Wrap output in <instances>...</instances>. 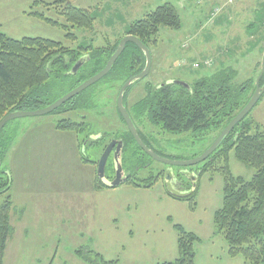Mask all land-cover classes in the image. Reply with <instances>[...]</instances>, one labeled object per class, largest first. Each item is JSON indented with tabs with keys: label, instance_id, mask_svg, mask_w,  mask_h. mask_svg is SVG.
<instances>
[{
	"label": "rangeland",
	"instance_id": "1",
	"mask_svg": "<svg viewBox=\"0 0 264 264\" xmlns=\"http://www.w3.org/2000/svg\"><path fill=\"white\" fill-rule=\"evenodd\" d=\"M44 1L0 0V30L15 39L42 37L59 40L68 47L96 48L124 37L131 22L157 6L169 3L176 8L180 27L159 28L157 44L150 50L149 74L130 85L124 101L132 115L131 104L155 84L177 80L189 83L223 64L235 70L237 82L253 79L255 83L258 76L260 45L264 43L257 37L264 32V0H71L93 14L91 30L71 27L52 4L46 3L53 0ZM35 13L58 24H50ZM69 32L76 38L69 39ZM108 83L101 78L86 88L90 107H78L76 116L50 112L16 117L5 125L3 135L9 143L3 165L11 178L13 232L3 264H89L75 255L79 248L93 249L107 260L118 259L117 264L172 261L178 256L173 224L200 239L194 246L195 264H246L241 256H229L226 241L215 233L213 213L222 204L224 180L217 170L199 174L203 162L167 165L138 154V178L165 172L156 184L146 188L127 183L94 188L96 177L90 161L98 158L111 138L127 129L117 110L114 88L110 89ZM68 86L69 82L51 84L46 98H58ZM64 117L86 121L85 131L73 134L56 130L55 123ZM247 118L264 126V92ZM141 130L155 153L184 161L201 155L215 136L165 133L158 125ZM102 134L98 145L89 143ZM133 156L125 154L123 169L133 170ZM228 157L233 175L251 177L252 167L237 160L233 151ZM105 172L113 177L110 165ZM194 188L193 209L187 201L170 195L187 194Z\"/></svg>",
	"mask_w": 264,
	"mask_h": 264
},
{
	"label": "trees",
	"instance_id": "2",
	"mask_svg": "<svg viewBox=\"0 0 264 264\" xmlns=\"http://www.w3.org/2000/svg\"><path fill=\"white\" fill-rule=\"evenodd\" d=\"M46 3L52 4L56 12L62 15L71 27L92 29L94 16L90 10L73 5L71 0H53ZM35 14L50 24H58L43 15ZM180 24L181 18L176 8L169 3H163L131 22L125 35L132 34L151 50V47L157 44L160 27L174 29L179 28ZM66 35L69 39L76 38L75 34L70 32ZM257 38L260 43H264V32ZM120 39L121 37L103 47L95 48L92 45L68 47L59 40L49 38L26 36L15 39L0 30V121L5 114L15 110H37L48 106L86 78L102 70ZM263 45H260L261 50ZM82 56H86L87 60L76 73H72V65ZM144 64L143 51L134 43L128 42L112 69L102 78L107 79L110 89L114 88L111 90L115 93V99L121 85L129 77L140 73ZM236 76L235 70L223 64L209 75L201 76L189 83L185 82L186 85L165 81L148 87L146 93L131 104L134 115L130 113V116L136 125L138 135L147 147L149 146L145 136H142L141 129L151 125H158L163 132L172 134L192 133L198 136L215 134L214 140L224 126L247 104L255 90L253 79L237 82ZM62 82H69L68 89L58 98H46L51 84ZM262 82L263 79L260 80V85ZM129 88L130 86L123 97L124 104ZM84 91L86 89L52 112H70L87 105L90 107V98ZM82 94L84 95L81 96ZM247 116L236 124L198 169L199 174L207 170H217L224 180L222 204L213 213V225L215 233L220 234L226 241L228 255L241 256L246 264H264V126L258 125ZM121 119L123 121L122 116ZM4 127L0 131V195L3 196L0 203V264L4 262L6 244L13 232L11 178L3 165L9 143L3 135ZM86 127V121L70 117L61 118L54 125L56 130L77 134L85 131ZM116 139L123 141L122 165H125L124 162L127 163L124 159L125 154L129 157L134 155L132 158L134 168L133 170L124 168L130 176L123 183L146 188L153 186L163 177L165 172L161 171L142 180L138 178L135 174L137 173L135 169L140 168L138 154H147L138 146L128 129ZM100 141L97 139L93 143L97 144ZM230 151H233L237 160L254 169L249 179L232 174L228 165ZM88 161L84 160L86 163ZM93 185L96 190L108 187L98 178L93 181ZM196 194V188L187 194L170 193L176 200L187 201L192 209L196 205ZM173 227L177 233L178 256L172 261H161L156 264H195L194 246L200 239L179 224H173ZM74 253L89 264H117L118 261L107 260L93 249L79 248Z\"/></svg>",
	"mask_w": 264,
	"mask_h": 264
},
{
	"label": "water",
	"instance_id": "3",
	"mask_svg": "<svg viewBox=\"0 0 264 264\" xmlns=\"http://www.w3.org/2000/svg\"><path fill=\"white\" fill-rule=\"evenodd\" d=\"M128 42L134 43L139 49L143 51V54H145V64H144V68L141 70L140 73L129 77V79L126 82H124L119 88L118 90L119 92L116 98L117 110L118 113L121 114L129 133L131 134V136L134 137L136 143L142 149V151L145 152L152 159L161 161L167 165L172 164L177 166H191L205 161L208 158V156L211 155L214 152V150H216L220 146L221 142L225 139V137L228 134H230L229 132L234 129L236 124L239 123L245 116H247V114L252 110L254 105L260 99L261 94L264 92V83L261 85L259 83L260 78L264 75V45H263L262 48L263 51L260 60L261 62L260 70L254 83L255 86L254 92L250 96V99L247 101V104L242 109H240V111L229 121L227 125L224 126V128L218 133L217 137L213 140V142L209 145V147L206 150H204L201 155L186 161L174 160L171 158H165L163 156H160L157 153H155L152 149H150V147H147V145L142 141L141 137L138 135L136 125H134L132 117L130 116V113H128V110L123 102V97L126 92V89L134 81L141 80L143 77L147 76L151 69V54L149 48L144 43H142L140 39L133 36L132 34H128L122 37L118 41L117 48L110 54V57L107 60L102 70L95 73L93 76L86 78L81 84L72 88V90L66 92V94L61 96V98L55 100L46 107L38 108L37 110H26V111L15 110L5 114L2 120L0 121V131L7 122L15 119L16 117L38 116L43 114H49L50 112L60 107L61 104L64 103L65 101L81 93L87 87L95 84L97 81H99V79L103 78L112 69L111 67L117 61L119 55L125 50ZM86 60L87 57L82 56L77 62L73 64V66L71 67V72L76 73ZM170 82H179L181 84H185L182 81H170ZM114 144L115 142L111 141L109 145L105 148V150L98 159L99 162L96 170V173H98L99 180L108 187H110L109 185L111 186L120 185L126 180V176L121 167V160L119 159L120 155L118 154V152L120 153L121 151L120 144L116 146V153L114 154V159H113L115 175L111 180H109L105 176L104 168L107 163L106 160Z\"/></svg>",
	"mask_w": 264,
	"mask_h": 264
},
{
	"label": "flooded vegetation",
	"instance_id": "4",
	"mask_svg": "<svg viewBox=\"0 0 264 264\" xmlns=\"http://www.w3.org/2000/svg\"><path fill=\"white\" fill-rule=\"evenodd\" d=\"M73 66V65H72ZM261 79H263V82H262V84L264 83V75L260 78V80ZM178 81V80H177ZM179 83V82H178ZM183 83H185V82H183ZM259 83H260V81H259ZM81 84V83H80ZM181 84V83H180ZM60 98H61V96H60ZM54 102V101H53ZM50 104V103H49ZM77 111V109L76 110H73V111H70L71 113H69V115H77L75 112ZM80 118H81V116H79ZM70 118H72V117H70ZM82 120V119H81ZM104 136V135H103ZM103 138V137H102ZM97 139H101L100 137L99 138H97ZM97 139H91L90 140V144H92V145H98L99 143H93L94 142V140H96L97 141ZM111 141H114L115 142V144L113 145V147H112V150H111V152L109 153V156H108V158H107V163H106V165H105V168H104V173H105V176H106V178H108L109 180H111L113 177H114V175H115V172H114V161H113V159H114V154L116 153V146L118 145V144H120V149H121V151H120V153L118 152V154L120 155L119 156V159L121 160V155H122V152H123V148H122V145H123V141H122V139H116V138H111L109 141H108V143L102 148L103 150L100 152V154L98 155V158H96L95 160H91L90 162L92 163V166H93V168H94V173H95V177L96 178H98V173H96V170H97V165H98V159H99V157L101 156V154L103 153V151L105 150V148L109 145V143L111 142ZM108 165H110V167H112L113 168V177H107V174H106V172H105V170H106V168H107V166ZM123 165H122V160H121V167H122ZM122 170H123V172H124V174H125V176H126V179L128 178V176H130V173L129 172H127L125 169H123L122 168ZM132 174V173H131ZM136 174V173H135ZM133 175V174H132ZM137 175V174H136ZM134 177V176H133ZM163 177H164V175H163ZM162 177V178H163ZM99 179V178H98Z\"/></svg>",
	"mask_w": 264,
	"mask_h": 264
},
{
	"label": "crops",
	"instance_id": "5",
	"mask_svg": "<svg viewBox=\"0 0 264 264\" xmlns=\"http://www.w3.org/2000/svg\"><path fill=\"white\" fill-rule=\"evenodd\" d=\"M71 133H73V132H71ZM74 133H75V132H74ZM74 133H73V134H74ZM75 139H76V140H77V142H78V139H77V138H75Z\"/></svg>",
	"mask_w": 264,
	"mask_h": 264
}]
</instances>
